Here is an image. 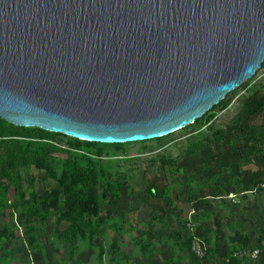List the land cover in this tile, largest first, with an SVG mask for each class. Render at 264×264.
I'll return each instance as SVG.
<instances>
[{
  "label": "rangeland",
  "instance_id": "obj_1",
  "mask_svg": "<svg viewBox=\"0 0 264 264\" xmlns=\"http://www.w3.org/2000/svg\"><path fill=\"white\" fill-rule=\"evenodd\" d=\"M63 178L96 189L103 221L35 202ZM0 264H264V61L196 122L145 142L0 117Z\"/></svg>",
  "mask_w": 264,
  "mask_h": 264
},
{
  "label": "water",
  "instance_id": "obj_2",
  "mask_svg": "<svg viewBox=\"0 0 264 264\" xmlns=\"http://www.w3.org/2000/svg\"><path fill=\"white\" fill-rule=\"evenodd\" d=\"M264 61V0H0V117L101 143L193 124Z\"/></svg>",
  "mask_w": 264,
  "mask_h": 264
},
{
  "label": "trees",
  "instance_id": "obj_3",
  "mask_svg": "<svg viewBox=\"0 0 264 264\" xmlns=\"http://www.w3.org/2000/svg\"><path fill=\"white\" fill-rule=\"evenodd\" d=\"M198 119H196V121ZM11 126L16 129L29 130V131L36 129L39 130L41 134L57 133V132L47 131L39 127H23V126L14 125L12 123ZM247 130L248 132H250L252 136H254L253 134L254 128L249 127L247 128ZM84 141L91 144H98V145L105 144L111 146H120L124 144V143H101V142H93L86 140ZM136 142H145V141H136ZM14 160L15 159L13 158L10 159V164H9L10 166H14ZM5 174L9 175V171L7 169H5ZM61 184H62V188L53 187L52 189L45 191L38 198L35 199V202H37L39 206H41L42 208L48 211H54L59 209L61 203H63L62 216L66 219L75 220V218L80 215V216H90V217L98 216L100 221L104 220V217H102L100 214L102 210L100 197L97 194V191L94 187H89L84 191H78L73 187H71L70 185H68L67 181L64 178L61 180ZM150 191L152 192L155 191V187L154 186L151 187ZM117 195L118 193H114L113 198Z\"/></svg>",
  "mask_w": 264,
  "mask_h": 264
}]
</instances>
